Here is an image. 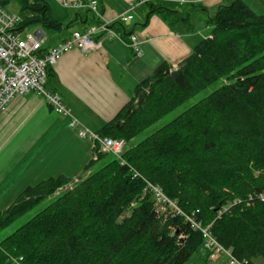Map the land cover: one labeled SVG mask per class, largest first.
<instances>
[{"label": "trees", "instance_id": "trees-1", "mask_svg": "<svg viewBox=\"0 0 264 264\" xmlns=\"http://www.w3.org/2000/svg\"><path fill=\"white\" fill-rule=\"evenodd\" d=\"M10 1L18 6V30L67 28L48 17L45 0L0 4ZM150 5L169 24L182 19L180 12ZM205 21L212 25L210 34L178 66L158 65L97 130L126 140L128 165L92 148L83 172L99 162L97 168L0 237V264L186 263L201 247V233L171 209L159 214L131 167L184 213L210 224L237 259L253 264L264 258V201L249 198L264 188V13L232 0ZM52 75L50 67L47 84ZM210 86L206 96L130 144ZM71 179L49 178L24 189L0 209V232Z\"/></svg>", "mask_w": 264, "mask_h": 264}, {"label": "crops", "instance_id": "crops-1", "mask_svg": "<svg viewBox=\"0 0 264 264\" xmlns=\"http://www.w3.org/2000/svg\"><path fill=\"white\" fill-rule=\"evenodd\" d=\"M45 1L49 5L48 17L67 28L51 34L52 30L36 27L43 32V50L67 38L73 30H83L96 21L85 8H65L61 4L64 0ZM130 1L137 0H97V7L104 18L114 19L128 10ZM231 1L158 3L166 10L181 13L182 19L171 24L152 11L150 2L139 3L127 11L133 16L131 20L114 27L123 35L135 33L143 40L141 56H135L124 41L105 37L98 50L86 53L74 48L63 53L52 66L53 75L47 87L60 95L82 123L99 130L128 101L136 84L158 65L178 66L210 34L206 17ZM93 157L91 142L76 136L67 126V117L54 113L40 95L15 96L0 113V209L41 181L59 176L77 178ZM202 252L195 256L200 264L226 262L223 256L208 261L206 252ZM252 262L264 264V258L257 257Z\"/></svg>", "mask_w": 264, "mask_h": 264}, {"label": "built area", "instance_id": "built-area-1", "mask_svg": "<svg viewBox=\"0 0 264 264\" xmlns=\"http://www.w3.org/2000/svg\"><path fill=\"white\" fill-rule=\"evenodd\" d=\"M166 0H137L130 1L128 10L142 2L161 3ZM178 4H197L202 0H175ZM65 8H85L94 15L96 21L87 25L83 30H73L71 34L57 44L42 49L43 39L33 31L23 33L17 29L21 17L17 12H11L0 4V113L17 95L36 93L42 97L46 104L56 114L67 117V126L74 130L76 136L91 142L92 148L98 152L109 154L117 158L121 164L128 163L123 158L127 142L120 137L101 135L97 130L91 129L78 119L71 109L63 102L60 95L47 87L48 68L52 67L57 59L71 49L82 52H92L101 47L105 37L117 38L126 43L132 53L139 57L143 54L142 42L135 33L123 35L115 24L132 19L127 11L120 13L114 19L104 18L98 10L97 0L62 1ZM114 25V26H113ZM121 31L123 30V27ZM134 177H140L145 182L148 191L161 209L169 208L173 213L181 215L192 229L198 230L202 236V248L206 251L208 261H216L220 256L226 258L225 264H246L237 259L230 248L224 247L212 234L210 224L204 225L196 219L194 213H184L175 201L168 198L161 187L145 179L134 168H130ZM264 201V188L249 197Z\"/></svg>", "mask_w": 264, "mask_h": 264}, {"label": "rangeland", "instance_id": "rangeland-1", "mask_svg": "<svg viewBox=\"0 0 264 264\" xmlns=\"http://www.w3.org/2000/svg\"><path fill=\"white\" fill-rule=\"evenodd\" d=\"M244 1L256 13H259V14H263L264 13V0H244ZM4 7H5L6 10L11 11V12H15L17 10V5H16V3L14 1H10ZM213 15H208L205 20H208V18L212 17ZM208 25H209V28H208L209 30L208 31L211 32L212 25L211 24H208ZM33 30H34L33 27H26L22 31H23V33H25V32L33 31ZM49 33L53 34L54 31H50ZM49 37L50 36L48 35L46 38L49 39ZM212 90H213V86H210V87L206 88L205 90H202V91L198 92L196 95H194L188 101L184 102L183 104H181L180 106H178L177 108H175L174 110H172L170 113H168L167 115L163 116L156 123H154L153 125H151L150 127H148L146 130H144L141 134H139L138 136H136L134 139H132L130 141V144L136 143L137 141L141 140L146 135H148L155 128H157V127H159V126L167 123L168 121L172 120L178 114H180L181 112H183L186 108H188L190 105L194 104L195 102L199 101L201 98H203L204 96H206ZM127 145H126V147H127ZM107 157L109 158L110 156L108 155ZM98 166H99V162H96L91 168H89L85 172H82V174L80 176H78L77 178H72L69 182H66V183H64L62 185L57 186L54 189V191H53L52 194L48 195V197H46L40 203H38L36 206H34L32 208V210L27 211L26 213H24L23 215H21L20 217H18L14 222H12L7 228L3 229L0 232V237H3L5 235H7L11 231H13L15 228H17L19 225H21L22 223H24L32 215H34L35 213H37V211H39L42 208H44L45 206H47L55 197H57V196L61 195L62 193L66 192V191H68L70 189H72L75 186V184L79 182V180L83 179L84 177H86L91 172L90 171L91 169H95ZM155 208H156L157 212L159 214H161V215L166 216L168 214V211H165V210L166 209H169V208L161 209V208L157 207L156 205H155ZM126 213H128V211ZM201 248H202V246H201ZM201 248H199L197 250V252L194 254V256L188 262H186L185 264H200L199 261L195 260V256L196 255H200V253H203L202 251H205V250H202L203 248L202 249ZM225 260H226V258H225ZM202 262L204 263L203 260H202Z\"/></svg>", "mask_w": 264, "mask_h": 264}, {"label": "water", "instance_id": "water-1", "mask_svg": "<svg viewBox=\"0 0 264 264\" xmlns=\"http://www.w3.org/2000/svg\"><path fill=\"white\" fill-rule=\"evenodd\" d=\"M34 33H35V34H38V36H39L40 38H42V36H43V32L41 31V28H36V29L34 30Z\"/></svg>", "mask_w": 264, "mask_h": 264}, {"label": "bare ground", "instance_id": "bare-ground-1", "mask_svg": "<svg viewBox=\"0 0 264 264\" xmlns=\"http://www.w3.org/2000/svg\"><path fill=\"white\" fill-rule=\"evenodd\" d=\"M213 232V231H212ZM201 236V235H200Z\"/></svg>", "mask_w": 264, "mask_h": 264}]
</instances>
